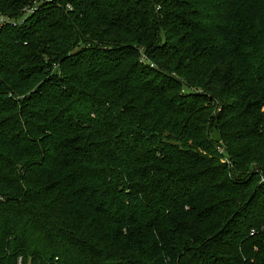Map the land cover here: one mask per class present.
<instances>
[{"label": "trees", "instance_id": "obj_1", "mask_svg": "<svg viewBox=\"0 0 264 264\" xmlns=\"http://www.w3.org/2000/svg\"><path fill=\"white\" fill-rule=\"evenodd\" d=\"M0 17V264H264V0Z\"/></svg>", "mask_w": 264, "mask_h": 264}, {"label": "rangeland", "instance_id": "obj_2", "mask_svg": "<svg viewBox=\"0 0 264 264\" xmlns=\"http://www.w3.org/2000/svg\"><path fill=\"white\" fill-rule=\"evenodd\" d=\"M37 3H44L48 0H36ZM156 10H158V8H156ZM28 12H26L25 14H23V16H21L19 19H17L15 22L21 24V21L24 20L27 16ZM6 19L0 17V23L2 24L3 22H5ZM185 32L180 30L177 32V35H183ZM213 79H217V73H213L211 76ZM186 91H192V92H196L200 90H197L194 87H188L186 88ZM214 100V107L212 112L216 113L217 109H218V105H219V101L218 100ZM257 124H259V130L260 131H264V106L260 108L259 110V116H257V120H256ZM207 129V135L208 137H210V139L212 140V142L214 143V145L217 148V152L222 156L221 161L223 162H227L228 161V154H227V147L220 141V132L219 130L215 127V126H209L206 128Z\"/></svg>", "mask_w": 264, "mask_h": 264}]
</instances>
